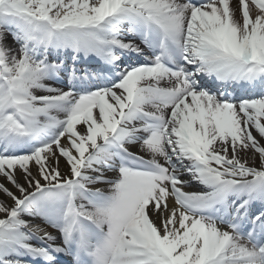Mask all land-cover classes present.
<instances>
[{
	"label": "snow or ice",
	"instance_id": "snow-or-ice-1",
	"mask_svg": "<svg viewBox=\"0 0 264 264\" xmlns=\"http://www.w3.org/2000/svg\"><path fill=\"white\" fill-rule=\"evenodd\" d=\"M0 264H264V0H0Z\"/></svg>",
	"mask_w": 264,
	"mask_h": 264
},
{
	"label": "bare ground",
	"instance_id": "bare-ground-1",
	"mask_svg": "<svg viewBox=\"0 0 264 264\" xmlns=\"http://www.w3.org/2000/svg\"><path fill=\"white\" fill-rule=\"evenodd\" d=\"M63 166V165H62Z\"/></svg>",
	"mask_w": 264,
	"mask_h": 264
}]
</instances>
